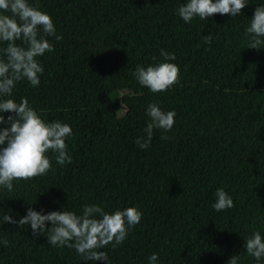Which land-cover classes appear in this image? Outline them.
<instances>
[{"label":"trees","instance_id":"16d2710c","mask_svg":"<svg viewBox=\"0 0 264 264\" xmlns=\"http://www.w3.org/2000/svg\"><path fill=\"white\" fill-rule=\"evenodd\" d=\"M29 2L50 14L63 39L50 37L54 50L37 57L39 85L22 80L12 98H27L43 119L71 126L72 162L61 166L49 153L46 175L14 181L11 192L0 187V217L18 221L28 208L81 214L90 204L108 212L136 206L143 216L125 241L99 249L108 264H149L152 253L156 264H227L233 255L239 264H258L244 243L255 231L264 236V46L248 47L246 28L264 0H249L238 16L189 23L177 15L185 0ZM161 49L175 54L169 62L178 65L180 82L153 93L134 72L163 62ZM115 91L122 95L111 102ZM150 103L175 111V124L154 129L141 149L135 141L146 136ZM217 188L229 193L232 208L213 209ZM47 235L0 223V241H8L0 243V264H106L52 246Z\"/></svg>","mask_w":264,"mask_h":264},{"label":"clouds","instance_id":"9594fccd","mask_svg":"<svg viewBox=\"0 0 264 264\" xmlns=\"http://www.w3.org/2000/svg\"><path fill=\"white\" fill-rule=\"evenodd\" d=\"M249 0H185L177 9V15L185 23L199 17L205 20L213 14L238 16ZM249 37L248 47L260 49L264 46V5L254 9L249 26L246 28ZM56 41L63 39L57 35L53 19L42 11L38 2L29 0H0V113L8 112L7 119L0 115V187L9 192L13 190V182L30 180L44 176L52 169L54 154L57 164L63 166L72 162L68 153L69 137L73 136L71 126L59 120L51 122L30 106L27 98L21 97L17 102L12 98L17 83L26 80L33 87L40 83V75L44 68L37 57L54 50ZM213 37L203 36L206 44H211ZM20 41V44L16 42ZM163 62L137 66L134 76L139 84L157 93L179 84V67L169 61L175 60V54L161 49ZM149 121L144 132L135 143L141 149H147L154 129L170 131L175 124V111H164L158 104L150 103L146 108ZM162 139H170L167 135ZM234 206L233 199L222 188L216 190V200L212 207L223 211ZM2 211V209H0ZM142 211L136 206L117 208L112 212L105 211L98 204L84 205L81 214L70 210L38 212L28 208L27 213L19 220H13L8 214L0 217V223L17 224L18 227L30 225L33 235L47 233V242L56 247L74 248L84 261H105L108 255L99 249L109 244L115 249L127 238L129 231L140 222ZM45 222H50L46 227ZM5 245L8 241H0ZM246 253L259 262L264 258V236L255 231L244 243ZM157 253L148 257L149 264H156ZM239 255H233L227 264H239Z\"/></svg>","mask_w":264,"mask_h":264},{"label":"rangeland","instance_id":"374dc122","mask_svg":"<svg viewBox=\"0 0 264 264\" xmlns=\"http://www.w3.org/2000/svg\"><path fill=\"white\" fill-rule=\"evenodd\" d=\"M121 95H122V92H120V91H115V92H113V93H111V94L109 95V100H110L111 102H114V101H116L118 98H120Z\"/></svg>","mask_w":264,"mask_h":264}]
</instances>
